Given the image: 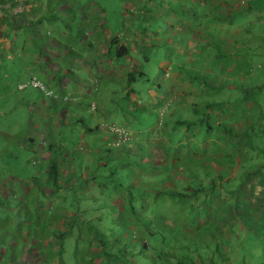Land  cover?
I'll list each match as a JSON object with an SVG mask.
<instances>
[{
	"label": "trees",
	"instance_id": "obj_1",
	"mask_svg": "<svg viewBox=\"0 0 264 264\" xmlns=\"http://www.w3.org/2000/svg\"><path fill=\"white\" fill-rule=\"evenodd\" d=\"M0 2L10 4L3 7L9 27L1 33L2 36L11 37L17 34L18 28L26 29L21 34L23 39H29L36 51L45 50L40 55L33 54L46 80L47 69L56 72L57 68L68 64L70 58L74 59L73 62L82 59L88 62L89 58L97 62L98 51L108 57V66L130 56V62L136 63L131 53L137 54L144 44L169 51L165 62H157L162 65L161 83L154 91L150 89L151 101L145 108L161 117L159 128L152 131L151 125L144 129L152 135L140 136L143 131L134 137L127 129L118 127L125 132L112 131L111 140L97 157H93L91 151L86 152L89 158L69 148L64 149V142L55 136L52 127L47 130L46 122L35 127L30 134L21 136V146L35 153L33 157L38 161H33V165L39 167L35 172L20 167L0 170V212L17 194L26 196L16 198L19 219H13L9 230L0 229L8 236L0 242V264H233L228 261L231 258L229 251L216 233L220 216L211 214L220 183L216 179L207 181L203 178L208 150L196 136L198 132L203 134L205 127L207 133L212 130L210 113L225 103L202 100L205 111L198 100L189 107L180 105L177 108V105L187 100L183 96L189 92L200 90L201 93L205 87L209 90L213 78L204 70L203 49H212L213 40H218L214 52L224 53L225 39L216 29L231 18L230 11L236 6L230 0H125V9L131 15L129 22L135 25L127 28L129 36L125 42L120 34H102L97 29L101 26V19L88 20L80 10H73L67 3L62 5L67 7L69 15L79 14L78 17L87 20V32H81L83 27L80 24L75 26L66 20L64 23L55 7H47L42 0L38 3L34 0ZM21 3L25 10L15 12ZM77 6V9L82 7ZM33 10L37 17H32ZM45 24H48L49 33L54 34L48 48L42 33ZM53 25L57 28L51 30ZM95 30L97 35H104L99 43L93 38ZM172 36L175 39H171ZM19 38L17 36L14 40ZM196 46H203V49L199 51ZM208 52L205 59L213 56L210 50ZM205 65L222 72L228 71L229 66L208 62ZM72 70L69 73L74 74ZM130 71L126 74L127 94L139 104L138 92L131 85L137 76ZM180 73L189 82L181 81ZM139 75L147 74L140 71ZM164 91L165 96L161 97L160 93ZM47 92L52 93L48 89ZM176 93H179V103L173 98ZM71 95L67 93L60 98L59 105L51 101L50 107L67 114L69 106L72 107L70 103H73L69 100ZM181 107L189 110L180 111ZM40 111L47 117L46 111ZM80 120L69 118L66 124L69 127L73 124L74 131H78ZM86 129L89 133L95 131L88 125ZM125 133L129 137L126 140L135 142L136 146L126 144L127 141L123 140ZM203 141L206 142V138ZM163 146L166 149H162ZM142 149L147 151L148 160L143 158ZM41 161H45L42 166ZM123 167H126V173L122 176ZM131 167L134 171L130 170ZM41 168L47 173L44 179L38 172ZM17 170H21L19 174ZM211 170L206 171V177L213 171L215 177L222 178L221 173L216 175V171ZM207 211L203 220V213ZM12 212L13 207L10 208ZM230 216L226 217L229 219ZM211 220L216 226H208ZM46 229L47 234L44 233ZM207 240L213 242L203 246V241ZM217 254L220 259L215 260ZM16 257L19 262L14 261Z\"/></svg>",
	"mask_w": 264,
	"mask_h": 264
},
{
	"label": "rangeland",
	"instance_id": "obj_2",
	"mask_svg": "<svg viewBox=\"0 0 264 264\" xmlns=\"http://www.w3.org/2000/svg\"><path fill=\"white\" fill-rule=\"evenodd\" d=\"M34 1L38 3L40 0ZM75 2H78L77 5L82 6L81 9H77ZM42 3L47 4L49 8L55 7L57 14L62 16L61 18L64 23L66 20L75 26L78 24L82 25L83 31L81 32L83 33L87 32V20L84 17H78L80 16L78 13L76 16L69 15L67 12L69 10L65 9L67 8L64 6L65 3L70 4L69 6L72 7L73 10H80L82 15L88 20H92L94 17L96 19L98 18V20L101 19V26L97 28L98 31H102L104 35L120 34L125 42L128 40L129 36L127 28L135 26L129 22L128 18L131 15L125 9V0H42ZM259 5H261V8ZM59 6H64V8H59ZM256 6L257 10L251 13H240V15H243V19H241L240 22L248 24V29L251 30L254 38H257L258 42L261 40L262 45H264V0H257ZM31 14L32 17L38 16L34 10ZM47 25L48 24L44 25L42 33L44 38H46L48 48L49 44L52 43L54 39V34L49 33L50 31ZM50 27L53 28L51 30L57 28L54 25ZM18 29L19 31L17 34H12L10 37L14 44L11 43V47L8 50H4L2 52L3 55L0 56V164L2 165L0 170L8 171L20 167L21 170L26 168L31 172L36 171L39 165H37L38 167L33 165V161H38L33 157L35 153L24 149L20 141L22 142V135L30 134L35 127L45 122L47 123V130L49 131V128L52 127L51 129L56 133L55 136L64 142L62 143L64 149L69 148L71 151L74 150L79 154L82 153L80 156L87 157L88 155L86 152L88 151H91L93 157L98 156L99 152H101L108 143L107 141L111 140L110 133H113V126L127 129L134 137L137 136V133L143 131L145 132L141 133L140 136L145 137L152 135L144 130L151 125H153L150 128L152 131L160 127L161 117L159 115L157 116L155 111L145 110V108L151 101L150 89L154 91L157 84L161 83L159 79H162L160 78L162 65L159 64H162L163 61L165 62L167 59L166 54L169 51L166 52L163 47L155 48L154 46L144 44L140 49L138 48L139 52L137 54L133 51V53H131L136 63L130 62L131 56L123 57L121 60H117L125 62L121 67L118 65H107L105 67L102 64L103 62H92L90 58L88 62L83 59L73 62L71 60L74 59L70 58L71 60H67L68 64H63L59 69L57 68L56 72H53L52 69H47L49 74H47L46 80L43 72L39 70L40 65L36 63V57L34 56V54L40 55L41 53H45V50L41 49L39 52L36 51L32 42L29 39H23L21 36V34L27 30L24 29L22 31V28ZM98 31L95 30L93 38H97V42L99 43L102 41L101 37L104 35H97ZM17 36H20V38L15 41L14 39ZM171 39H175V37L172 36ZM213 41L214 44L210 46L212 49L208 47H204L205 50L203 49L204 67L207 62L215 63V65H230L231 59L239 61L241 67H243L241 70L239 69V80L234 82V88L237 91L235 97L236 102L226 107L227 118H223L224 116L219 114L221 111L220 107H216L214 112L210 113L212 119L209 121L212 125H216L219 123L216 119L219 117L220 121L223 123V127L229 126L231 128L230 134L235 136L234 142L222 145L223 149H226V151L222 153L223 155L232 154L233 163L242 164L237 167V171L233 172L231 176L229 175L231 180L227 179L229 173L227 168L220 165L217 171H219L224 178V189L230 192L231 189L234 190V193L231 192V194L234 195L237 200L238 195L249 194L250 190L244 179H253L251 173L255 170L256 166L258 167V165H260V169L256 168L255 174L264 175V47H255V53H248L249 59L246 58L245 55L236 58V55L231 51L232 42L225 47L228 40H224V53L218 54L214 52V49L217 48L218 40ZM172 44L176 45L174 42ZM166 48L168 47L166 46ZM173 50V52H175V49ZM209 50L212 52L213 56L210 59H205V55L209 53ZM58 51H60V48H58ZM116 51L115 49L114 52L116 53ZM190 51H193L192 47H190ZM149 58L151 59L148 60ZM158 61L161 62L158 64ZM71 70L74 74L69 73ZM129 71L137 76V80L131 85L138 92L136 96L139 104L133 102L132 95L129 96L127 94L128 86L125 73L127 74ZM140 71H143L147 75H139ZM34 79L38 80L40 85H34ZM77 80L82 81L80 89H77L78 83L77 87H74ZM219 81L220 78L217 82L210 80L209 90L205 91V89H203V94L215 95L221 93L219 95V101L226 100L227 98L223 92L224 88L220 86ZM63 85H66L65 89ZM217 87H220L221 90L217 89ZM47 89L48 91L51 90L52 93L49 94ZM67 93H72L69 100L73 102L70 103L72 107L69 106V112L67 114H65V111H61L58 108L50 107L51 101L59 105L60 98H64ZM251 93L252 95L248 97ZM160 94L161 97H164L165 91ZM199 97H201L199 103H202L203 96ZM247 98L248 101L244 103ZM46 101L47 106H44ZM252 102L256 104L251 106ZM202 104L203 110L205 111V103ZM232 105L234 107H232ZM38 108L46 111L47 117H44ZM70 108H72V111ZM185 108L186 107H181L180 111H185ZM186 110L189 109L186 108ZM69 118H81L79 125L77 124L76 130L78 131H74L75 129L72 128L74 127L73 124L72 127L66 124ZM245 122L249 128L244 126ZM87 125L94 127L95 131L89 133L86 129ZM204 125H207V123L205 122ZM202 130L203 134L198 132L196 135L202 142L203 138L210 136L215 139H223L226 136L224 133L217 134L215 130H211L207 133L206 127ZM254 132H257V134L254 135ZM246 138L250 141L248 147H245L243 143V140ZM252 138L257 141L258 144H255ZM238 139H240L242 143ZM126 141V144L136 146L135 142L131 140ZM81 145L83 147H81ZM211 146L212 144L210 143L204 146L208 150V154L205 158L206 166H204L203 169V178H207V181L212 179L219 181L220 178L217 176L215 177V173L210 168V164L214 160L210 153L212 149L216 150L215 145L213 147ZM161 148L166 149V146ZM141 151L143 152V149ZM146 152L147 151L144 149L143 158L148 160ZM164 154L166 155V153ZM232 157H225L224 162H228V159L232 160ZM44 162L41 161V166ZM8 163L9 166H7ZM215 163H217V160H215ZM125 168L126 167H123L121 169L122 176L126 173ZM42 169L43 168L38 169V172L41 173L40 177L44 179L47 177V173ZM208 169L212 172L206 177V171ZM130 170L134 171L133 167H131ZM20 171H18L17 174H19ZM133 174L131 176H133ZM224 189H222V193ZM17 195L18 198L26 197L22 196V194ZM16 198H14V200L10 199L5 204L4 210L0 212V229L9 230L10 226H12L11 223L13 219H19V208L17 207ZM240 203L245 204L246 200L243 199ZM11 207H13L12 213H10ZM14 207L17 208L18 213H15ZM22 210L24 211L26 209L23 208ZM207 213L208 211L203 213V220L206 219ZM214 225L216 226V222L214 223L211 220L208 226L212 227ZM44 233L47 234V229ZM233 233L234 237L229 242V246L231 247L229 248V256L232 257L233 264H264V231L252 230L247 232L243 230L238 232L233 230ZM4 236L7 235H4V231L2 233L0 230V242L4 240ZM210 242L213 241H203V246ZM212 248L215 249L214 246ZM214 259H220V255L217 254ZM19 260L16 257L14 261L19 262Z\"/></svg>",
	"mask_w": 264,
	"mask_h": 264
},
{
	"label": "crops",
	"instance_id": "obj_3",
	"mask_svg": "<svg viewBox=\"0 0 264 264\" xmlns=\"http://www.w3.org/2000/svg\"><path fill=\"white\" fill-rule=\"evenodd\" d=\"M256 1L257 0H230V2H232L233 6L234 7L236 6V8H233L230 11V13L232 14L231 18L227 19V22L221 23L219 27H217L216 29L217 32L221 33L222 38H224L225 40H228V42H226L225 44V47H227L228 44L232 42L231 51L233 52V54L236 55V58H240L241 56L245 55L246 58L249 59L248 53L250 52L255 53L256 52L255 47H264V45H262L261 40L258 42L257 38H254L251 30L248 29V24H243L242 22H240V20L243 19V15H240V13L242 12L251 13L254 10H257ZM9 5L10 4L4 5L0 2V29H1L0 31V49L1 50L0 51L2 52L4 50H8L11 47V42H12L9 36L5 37V36H2L1 34L2 32L7 31L9 27L8 24L5 22L6 20L5 17H7V14H5L3 10L4 6L7 7ZM259 7L261 8V5H259ZM24 10H25V5H23V3L18 4L17 7L15 8V12H23ZM196 48L199 49L200 51L203 49V46H198V47L196 46ZM178 51L180 52L179 48H178ZM98 52H99L98 56H96L98 58L97 63L103 62L102 64L104 66L106 64L107 66L108 58L102 55L104 52L103 53L101 51H98ZM232 60H233L232 63L227 68L229 72L227 70L226 72L225 71L222 72L220 69H217V68L209 69V67H207L206 65L204 67V70L207 71L206 73L209 76H211V78H213L215 82H217V80L220 78L219 83H220V86L224 87L223 92L225 94V97L227 98L226 100L219 101V95L221 93L215 94V95L203 94V92L200 93V90H199V91H196L197 93L189 92L187 96H183L187 100L186 99H185L186 101L182 100V103H179L181 102V100H179L180 98L178 95L179 93H176L177 96L173 98L176 100H179L178 101L179 104L177 105V108L180 105L189 107L191 103H193L194 101L198 100L199 102V99H200L199 96L203 95V102H208V100L210 99H211L210 101H214L215 103L224 102L225 105L218 106L221 109L219 114H221V116H224L223 118H227L226 117V113H227L226 107L231 106V103L233 104L236 102L235 97H236L237 91L234 88V82L239 80V75H240L239 69L241 70L243 68L241 67L239 61L234 60V59ZM122 64H125V62L120 61L116 65L121 67ZM232 73L238 74V75H233ZM168 74L169 73H167L166 75ZM179 77L181 81L185 80L184 82L187 83L188 80H186V77L184 74L180 73ZM77 82H78L77 89H80L82 85V81L78 80ZM205 91H208V87H205ZM247 101H248V98L244 101V103H246ZM255 104H256L255 102H252L251 106ZM163 107H166V106L164 105ZM232 107L234 106L232 105ZM210 119H212V117ZM216 120L219 123H217L216 125L211 124L212 130L217 131L216 132L217 134L224 133L226 136L223 139L222 138L215 139L210 136L209 138H206V142L203 141V147L209 143L212 144L211 147L215 145L216 150L212 149L210 153V155H212V158L214 159L212 163L210 164V168L216 171V175H219L220 172L217 170L219 169L220 165H222L224 168L228 169L229 173L227 175V179L231 180V177H229V175L231 176L233 172L237 171V167H239L242 163H233L232 154L223 155L222 152L226 151V149H223L222 145L234 142L235 136L230 134L231 128L229 126L223 127V123L220 121L219 117ZM244 126L246 128H249L246 122ZM256 134L257 132H254V135ZM238 140L242 143L240 139ZM253 141L255 144H258L257 141L255 140ZM249 142L250 141L248 140V138L244 139L243 140L244 146L248 147ZM225 157H229V158L232 157V160L228 159V162H224ZM215 160H217V163H215ZM259 167L260 165H258V167L256 166L257 169H260ZM255 170H253L251 173L252 174L251 177L253 179H249V180H247V178L244 179L246 180V185L249 187V190H250L249 194H245V195L242 194L241 196L238 195L237 200L235 196L231 194L230 191H226L224 189L223 187V184L225 182L223 181L224 178L222 177L218 181L220 183V186L218 187V193L216 195L217 201L215 203V209L211 210V214L220 216L218 217L216 233L221 237V240L223 241L224 247L227 251H229V248H231L229 246V242L234 237L233 230H236L238 232H241L243 230L247 232H250L252 230L264 231V175L262 176V175L255 174ZM222 189H224L223 193H222ZM243 199L246 200L245 204L240 203L241 201H243ZM229 214L231 216L228 219V217L226 216H229ZM228 261L233 263L232 257Z\"/></svg>",
	"mask_w": 264,
	"mask_h": 264
},
{
	"label": "built area",
	"instance_id": "obj_4",
	"mask_svg": "<svg viewBox=\"0 0 264 264\" xmlns=\"http://www.w3.org/2000/svg\"><path fill=\"white\" fill-rule=\"evenodd\" d=\"M33 84H34V85H40L39 81L36 80V79H34ZM112 131L120 132V133H124V132H125V130H123V129H119V128H117L116 126H113V127H112ZM124 139H125V140H126V139H129L127 133H125V138H123V140H124Z\"/></svg>",
	"mask_w": 264,
	"mask_h": 264
}]
</instances>
